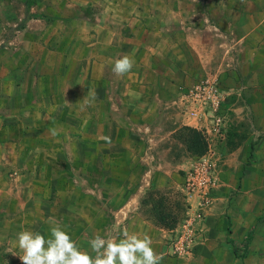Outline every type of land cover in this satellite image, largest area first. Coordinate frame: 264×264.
I'll use <instances>...</instances> for the list:
<instances>
[{"label":"rangeland","instance_id":"rangeland-1","mask_svg":"<svg viewBox=\"0 0 264 264\" xmlns=\"http://www.w3.org/2000/svg\"><path fill=\"white\" fill-rule=\"evenodd\" d=\"M91 2L0 0V185L19 183V164L28 167L33 123L38 120L45 122L49 153L67 159L57 157L54 170L78 165L90 169L92 139L99 132L100 150L109 149L110 137L119 142L121 157L131 150L132 169L140 167L142 152L160 155L158 174L142 199L143 215L163 218L168 235L187 219L193 221V229L202 230L192 252L181 257L168 255L167 236L161 247L167 258L178 264H264V222L254 225L255 218L264 216V0H253L259 17L243 19L245 30L237 34L242 41L231 59V75L224 68L220 46L202 50L204 64L187 50L184 56L174 50L179 68L175 58L170 60L172 50L164 47L151 59L143 50L111 51L118 59L130 53L135 64L129 73L140 72L148 63L141 83L129 82V73L117 76L112 71L115 61L81 63L92 54L87 46L99 23ZM161 54L169 55L168 62ZM206 78H217L228 121L223 140L205 160L212 183L202 209L199 199L185 193L183 174L207 157V144L198 130L185 125L174 96L175 87ZM129 88H154L164 100L150 101L151 114L131 111L120 95ZM55 103L59 108L48 117L47 109ZM110 121L117 129L109 127ZM249 230L251 239L245 244Z\"/></svg>","mask_w":264,"mask_h":264},{"label":"crops","instance_id":"crops-1","mask_svg":"<svg viewBox=\"0 0 264 264\" xmlns=\"http://www.w3.org/2000/svg\"><path fill=\"white\" fill-rule=\"evenodd\" d=\"M91 1L99 23L93 28V40L87 46L92 54L82 57V64L91 62L101 65L106 63V59L114 62L118 58L112 52L117 49L143 50L146 59H151L161 47L168 52L172 50V61L174 50L179 56H184L187 50L204 64L202 50L220 46L224 68L231 75L235 68L231 59L242 41L241 35L237 34L245 30L243 19H254L260 14L258 7L254 8L253 0ZM139 36L143 37L141 43ZM105 54H108L107 57ZM165 54L161 57L167 58L164 60L168 62L169 55ZM175 59L179 68V57ZM147 69L148 63H145L140 72L127 74L128 81H145L143 71L146 73ZM179 73L180 70H177L176 74ZM153 77L156 81L161 80L156 74ZM120 95L125 105L129 103L132 106L131 111L141 114H151L153 106L150 101L160 103L164 100L154 88H129L121 91ZM111 106L118 109L117 103H111ZM57 108L59 105L56 103L50 105L47 115ZM40 111L46 114V110ZM108 124L117 129L114 122ZM33 125L34 137L31 139L33 143L27 169L20 162L17 171L19 183L0 185V264L17 260L23 255L17 243L18 233L28 230L48 238L51 227L56 224L68 232L82 251H88L93 256L95 254L89 246L93 237L100 235L119 240L122 238L120 233L127 229L129 234L151 239L153 249L163 257L160 264H178L176 259L167 258L161 249L163 240L168 236L163 218L156 219L154 214L148 218L141 210L142 199L151 187V179L153 181L158 174L156 165L160 164V155L142 152L138 156L140 167L132 169L135 157L131 150L127 149L128 153L121 157L119 142L112 137L108 140L109 149L100 150L101 136L98 132L92 139L90 169L85 170L78 165L54 170L52 164L58 160L57 157L64 162L67 159L49 153L50 139L47 140L45 122L38 120ZM95 130L96 126L93 127V135ZM126 137L130 138V135ZM83 176H90V180L84 181ZM55 177L61 178L59 182Z\"/></svg>","mask_w":264,"mask_h":264},{"label":"built area","instance_id":"built-area-1","mask_svg":"<svg viewBox=\"0 0 264 264\" xmlns=\"http://www.w3.org/2000/svg\"><path fill=\"white\" fill-rule=\"evenodd\" d=\"M217 82V78H206L194 84L175 87L174 104L186 122L185 125L198 130L207 144V157L200 158L198 164L183 174L185 193L199 199L198 205L202 209L208 203L206 196L212 183L207 161L214 154L216 144L223 140L228 121L225 98ZM192 227L193 221L187 219L183 225L170 232L165 242L169 256L181 257L192 252L202 233V230L196 231ZM5 264H22V261L17 259Z\"/></svg>","mask_w":264,"mask_h":264},{"label":"clouds","instance_id":"clouds-1","mask_svg":"<svg viewBox=\"0 0 264 264\" xmlns=\"http://www.w3.org/2000/svg\"><path fill=\"white\" fill-rule=\"evenodd\" d=\"M134 64V58L125 54L115 61L112 71L123 76ZM52 134L57 133L52 130ZM120 235L119 240L100 235L93 237L89 241L93 256L82 251L59 224L51 227L48 238L39 232L25 230L17 236L18 247L23 252L19 259L22 264H160L163 257L155 252L149 237L129 234L127 229Z\"/></svg>","mask_w":264,"mask_h":264},{"label":"trees","instance_id":"trees-1","mask_svg":"<svg viewBox=\"0 0 264 264\" xmlns=\"http://www.w3.org/2000/svg\"><path fill=\"white\" fill-rule=\"evenodd\" d=\"M264 222V216L260 217V218H255L254 219V225L258 224V223H263ZM251 235H252V231L249 230L243 237V241L245 242V244H247L249 242V240L251 239Z\"/></svg>","mask_w":264,"mask_h":264}]
</instances>
